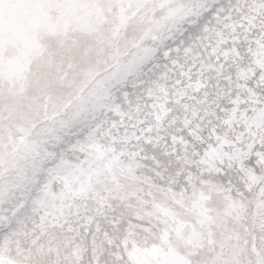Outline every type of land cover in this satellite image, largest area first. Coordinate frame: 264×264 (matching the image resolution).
<instances>
[{
    "label": "rangeland",
    "instance_id": "1",
    "mask_svg": "<svg viewBox=\"0 0 264 264\" xmlns=\"http://www.w3.org/2000/svg\"><path fill=\"white\" fill-rule=\"evenodd\" d=\"M0 264H264V0H0Z\"/></svg>",
    "mask_w": 264,
    "mask_h": 264
}]
</instances>
